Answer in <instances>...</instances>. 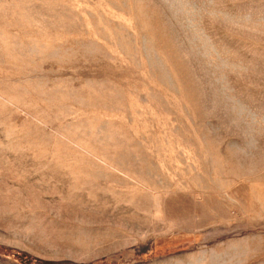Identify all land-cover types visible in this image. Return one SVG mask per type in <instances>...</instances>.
I'll return each instance as SVG.
<instances>
[{"label": "rangeland", "instance_id": "374dc122", "mask_svg": "<svg viewBox=\"0 0 264 264\" xmlns=\"http://www.w3.org/2000/svg\"><path fill=\"white\" fill-rule=\"evenodd\" d=\"M0 264H264V0H0Z\"/></svg>", "mask_w": 264, "mask_h": 264}]
</instances>
